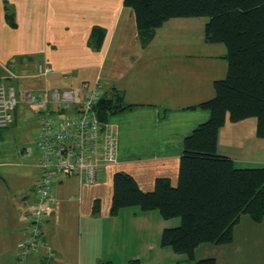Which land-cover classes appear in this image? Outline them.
Wrapping results in <instances>:
<instances>
[{
    "label": "crops",
    "instance_id": "0c3cea01",
    "mask_svg": "<svg viewBox=\"0 0 264 264\" xmlns=\"http://www.w3.org/2000/svg\"><path fill=\"white\" fill-rule=\"evenodd\" d=\"M206 23L172 19L144 43L125 0H0V83L15 85L19 99L14 124L0 130V264H150L145 256L164 259L173 251L161 246L170 222L159 211L135 207L113 214V179L118 172L128 174L145 192L153 191L158 178L178 184L184 141L211 117L195 107L215 97L214 82L228 72L227 48L205 41ZM95 29L104 33L100 44L92 38ZM40 65L56 73L46 78ZM98 79L105 95L134 106L108 119L118 134L117 163L96 182L71 176L59 183V202L41 226L51 255L41 249L23 258L40 173L33 133L41 121L25 96L91 86ZM217 148L239 169L264 168V139L257 137L254 118L228 121ZM261 230L264 219L244 215L232 243L202 244L194 260L236 264L237 256L264 257L259 242L253 251L254 241L264 239Z\"/></svg>",
    "mask_w": 264,
    "mask_h": 264
},
{
    "label": "trees",
    "instance_id": "16d2710c",
    "mask_svg": "<svg viewBox=\"0 0 264 264\" xmlns=\"http://www.w3.org/2000/svg\"><path fill=\"white\" fill-rule=\"evenodd\" d=\"M125 5L133 10L144 43L169 20L206 17L205 41L227 48L226 77L214 82V98L195 107L209 110L211 117L184 141L178 184L158 178L153 191L145 192L128 174L118 172L113 179V214L139 207L159 211L165 220L180 218L179 226L163 231L161 246L194 260L202 244L232 243L242 216L264 219V168L239 169L217 148L219 131L228 121L254 118L257 137L264 139V0H125ZM6 14L15 26L13 14ZM103 35L95 29L92 38L100 44ZM97 107L108 121L134 106H125L119 95H106ZM197 264L217 262L203 258Z\"/></svg>",
    "mask_w": 264,
    "mask_h": 264
},
{
    "label": "built area",
    "instance_id": "2783aa9c",
    "mask_svg": "<svg viewBox=\"0 0 264 264\" xmlns=\"http://www.w3.org/2000/svg\"><path fill=\"white\" fill-rule=\"evenodd\" d=\"M55 73L47 65L39 66V74L46 78ZM104 96L99 79L91 86L26 94L25 103L41 115V121L36 135L40 173L35 204L28 214L31 227L21 247L23 258L41 249L51 255L41 226L59 202L55 194L59 183L71 176L96 182L108 166L117 163V130L98 117L97 106ZM18 105L16 87L0 83V129L14 124Z\"/></svg>",
    "mask_w": 264,
    "mask_h": 264
},
{
    "label": "rangeland",
    "instance_id": "374dc122",
    "mask_svg": "<svg viewBox=\"0 0 264 264\" xmlns=\"http://www.w3.org/2000/svg\"><path fill=\"white\" fill-rule=\"evenodd\" d=\"M202 19L206 20L208 18L202 17ZM213 91H214V88H213ZM37 132H38V130L33 133L34 148H36V141H37L36 135H37ZM167 221L170 222V224H169L170 227L179 226L181 224V219L180 218H174V219H170V220H167ZM261 233L264 234V231L261 230ZM259 240L260 239L257 238V240L254 241L255 245H254L253 251L255 250V247H256V245L259 242V246H260L259 252L263 253L261 248H263V250H264V239H261L260 241ZM160 242H161V240H160ZM211 245H215V244H211ZM215 246H217V245H215ZM167 248H169V247H167ZM169 250H172V249L169 248ZM202 253L203 252H201V251L198 252V258L199 257H202L201 256V255H203ZM210 253L211 254H209V255H213L212 253H214V252L213 251H210ZM164 254H165L164 255L165 256L164 259H162V256L160 258L158 257L159 259L156 258V257H150L149 258L148 256H145L143 259L146 262L149 259V263L150 264H168V262H167L168 259H169V263H173V264H197V260H191L187 256V254H176L174 251H171L170 253L168 251L167 254L166 253H164ZM209 257H212V256H209ZM173 259L175 260V262H173L174 261ZM234 263H236V264H264V257L261 256L259 258L258 256H252V258H248L247 257L246 259H243L241 256H237V258L234 259Z\"/></svg>",
    "mask_w": 264,
    "mask_h": 264
},
{
    "label": "water",
    "instance_id": "95a60500",
    "mask_svg": "<svg viewBox=\"0 0 264 264\" xmlns=\"http://www.w3.org/2000/svg\"><path fill=\"white\" fill-rule=\"evenodd\" d=\"M159 113H160V117L163 118L164 117V114H165V108L160 107L159 108ZM105 116H106V113L104 111L100 110L98 112V117H99V120L101 122H103L105 120Z\"/></svg>",
    "mask_w": 264,
    "mask_h": 264
}]
</instances>
